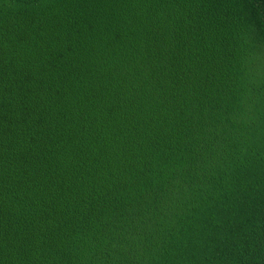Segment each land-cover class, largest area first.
I'll list each match as a JSON object with an SVG mask.
<instances>
[{"label":"trees","instance_id":"16d2710c","mask_svg":"<svg viewBox=\"0 0 264 264\" xmlns=\"http://www.w3.org/2000/svg\"><path fill=\"white\" fill-rule=\"evenodd\" d=\"M0 264H264V0H0Z\"/></svg>","mask_w":264,"mask_h":264}]
</instances>
